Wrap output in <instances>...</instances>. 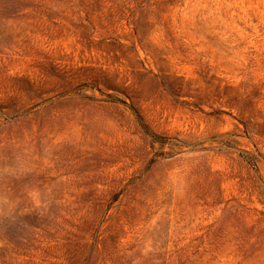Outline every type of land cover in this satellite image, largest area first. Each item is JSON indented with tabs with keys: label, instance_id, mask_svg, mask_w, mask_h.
<instances>
[{
	"label": "rangeland",
	"instance_id": "rangeland-1",
	"mask_svg": "<svg viewBox=\"0 0 264 264\" xmlns=\"http://www.w3.org/2000/svg\"><path fill=\"white\" fill-rule=\"evenodd\" d=\"M0 264H264V0H0Z\"/></svg>",
	"mask_w": 264,
	"mask_h": 264
}]
</instances>
